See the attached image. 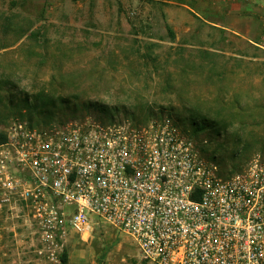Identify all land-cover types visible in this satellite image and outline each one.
<instances>
[{"label":"rangeland","instance_id":"374dc122","mask_svg":"<svg viewBox=\"0 0 264 264\" xmlns=\"http://www.w3.org/2000/svg\"><path fill=\"white\" fill-rule=\"evenodd\" d=\"M254 4L0 0V79L8 80L0 90V132L13 118L46 125L168 115L203 142L222 175L241 170L264 152V54L246 29L260 40ZM40 90L55 98L54 108H32ZM69 238L63 264H146L110 226L95 227L85 240ZM34 243L27 208L17 200L2 205L0 264H36Z\"/></svg>","mask_w":264,"mask_h":264},{"label":"built area","instance_id":"2783aa9c","mask_svg":"<svg viewBox=\"0 0 264 264\" xmlns=\"http://www.w3.org/2000/svg\"><path fill=\"white\" fill-rule=\"evenodd\" d=\"M0 142V208L28 211L36 264L70 235L126 234L146 264H264V152L229 175L168 115L138 122L13 118Z\"/></svg>","mask_w":264,"mask_h":264},{"label":"trees","instance_id":"16d2710c","mask_svg":"<svg viewBox=\"0 0 264 264\" xmlns=\"http://www.w3.org/2000/svg\"><path fill=\"white\" fill-rule=\"evenodd\" d=\"M7 83H8L7 79H3L2 80V78H1L0 79V90L5 85H7ZM36 99H37V103H35L32 108L34 110H36L37 112H43L42 109H48V108L50 109L52 107L54 108V106H55V98L52 95H50L49 93H47V92H45L43 90L38 91V94L36 95ZM59 99H60L61 102H64V103H68L69 102L68 99L62 98L61 96L59 97ZM25 101H27V100H25ZM48 115H49L48 113H47V115H44L45 119H43L44 122H42V123L49 122L50 116H48ZM194 125H195V122H194L193 126ZM195 126H197L195 129L198 130L199 129V125L197 124ZM4 139H5L4 134L2 132H0V142H3ZM202 150L205 153L203 147H202ZM62 259H63V262H65L66 256H63Z\"/></svg>","mask_w":264,"mask_h":264},{"label":"crops","instance_id":"0c3cea01","mask_svg":"<svg viewBox=\"0 0 264 264\" xmlns=\"http://www.w3.org/2000/svg\"><path fill=\"white\" fill-rule=\"evenodd\" d=\"M254 3L257 2V4H254V10L253 11H256V13H260V17H261V32H260V40L258 39V35L256 34V37H254V32H252V36H250V29L249 27L247 26V35H248V40L249 42L253 43V44H256L257 46L261 47L263 50H262V53L264 54V1L261 0L259 1L258 3V0H252ZM237 7V6H236ZM236 10V9H235ZM264 59V58H262Z\"/></svg>","mask_w":264,"mask_h":264}]
</instances>
